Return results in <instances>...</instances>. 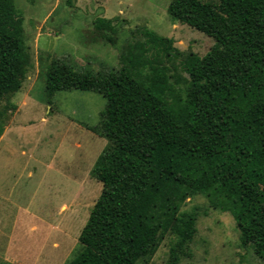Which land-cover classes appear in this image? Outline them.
<instances>
[{"label":"trees","instance_id":"trees-1","mask_svg":"<svg viewBox=\"0 0 264 264\" xmlns=\"http://www.w3.org/2000/svg\"><path fill=\"white\" fill-rule=\"evenodd\" d=\"M169 1L173 20L214 39L204 56L142 28L121 55L129 70L48 63L49 103L72 90L107 100L90 128L107 140L91 171L103 189L65 264H137L168 235L176 238L170 262L177 263L197 231L196 216L181 212L195 195L228 212L242 247L264 260V0ZM118 22L96 17L91 41L114 46ZM177 61L187 77L175 94L168 65ZM30 65L23 18L14 0H0V103L22 89Z\"/></svg>","mask_w":264,"mask_h":264},{"label":"rangeland","instance_id":"rangeland-1","mask_svg":"<svg viewBox=\"0 0 264 264\" xmlns=\"http://www.w3.org/2000/svg\"><path fill=\"white\" fill-rule=\"evenodd\" d=\"M121 2V3H120ZM23 18L31 65L22 89L0 103V264H65L103 185L92 177L93 165L107 140L97 127L107 100L80 90L57 92L48 102L46 69L51 58L94 72L129 70L121 59L125 47L148 28L172 38L181 52L204 56L214 39L173 20L169 0H14ZM96 17H118V41L112 46L89 35ZM133 32V33H132ZM170 62V83L182 89L186 78ZM148 72V70L146 71ZM179 83V84H178ZM196 216V233L187 254L175 264H264L252 248L242 247L233 217L214 209L206 196L189 197L181 208ZM176 242L166 236L156 253L137 264H169ZM171 264V262H170Z\"/></svg>","mask_w":264,"mask_h":264},{"label":"crops","instance_id":"crops-1","mask_svg":"<svg viewBox=\"0 0 264 264\" xmlns=\"http://www.w3.org/2000/svg\"><path fill=\"white\" fill-rule=\"evenodd\" d=\"M111 0H107V2L109 3ZM119 1H122V0H119ZM121 3V2H120Z\"/></svg>","mask_w":264,"mask_h":264}]
</instances>
